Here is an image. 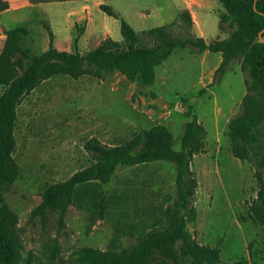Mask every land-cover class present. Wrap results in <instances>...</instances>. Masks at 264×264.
<instances>
[{"label":"rangeland","instance_id":"rangeland-1","mask_svg":"<svg viewBox=\"0 0 264 264\" xmlns=\"http://www.w3.org/2000/svg\"><path fill=\"white\" fill-rule=\"evenodd\" d=\"M6 1L13 9L0 14V51L4 32L17 26L28 29L21 44L31 53L47 50V29L56 33L53 44L69 51L72 37L78 36L81 53L107 37L121 40L119 19L98 10L68 18L60 4L27 9L28 0ZM102 1L136 32L172 24L177 33L183 10L190 13L193 32L206 41L225 39L230 32L226 26L220 31L219 15L225 10L214 0H181L182 7L178 0ZM108 18L116 23V30ZM255 41L254 36L246 40L248 44ZM189 50L173 53L159 66L150 87L139 88L117 72L102 80L57 75L22 99L13 153L19 173L3 193L16 216L12 230L20 246V264H84L78 260L84 248L120 251L135 244L154 222L163 219L164 209L174 199L172 163L118 167L108 184L79 188L64 216L63 229L56 211L37 216L32 211L46 187L92 163L83 149L91 137L111 145L140 129L163 125L173 133V148L178 150L183 125L191 114L206 135L204 151L191 162L198 185L196 218L187 230L198 244L220 250L218 264H264V225L252 222L248 213L257 191L254 168L231 155L227 137L229 121L241 112L249 76L237 69L239 61L234 60L221 81L208 87L213 65H219L218 54L212 53L209 61ZM2 90L0 86V94ZM262 142L264 146V133Z\"/></svg>","mask_w":264,"mask_h":264},{"label":"trees","instance_id":"trees-1","mask_svg":"<svg viewBox=\"0 0 264 264\" xmlns=\"http://www.w3.org/2000/svg\"><path fill=\"white\" fill-rule=\"evenodd\" d=\"M28 1L30 4H44L71 0ZM214 1L225 10L219 15L220 31L223 32L225 26L230 30L225 39L217 37L206 41L198 37L192 30L188 10L179 15L177 33L172 30V24L136 32L105 4H100L99 10L108 17L119 19L121 40L107 37L94 49L83 53L78 50L76 35L72 37L70 51L58 50L53 46L52 31L47 29V50L31 53L21 44L29 35L26 27L17 26L4 32L0 51V86L3 87L0 94L1 264H20L22 261L20 246L12 230L16 216L3 196L4 190L19 173L13 153L17 108L22 99L57 75L102 80L117 72L139 88L150 87L155 84L157 67L173 53L190 48L199 54L208 51L221 55L208 87L221 81L233 60H238L240 71L249 76L250 81L245 82L246 93L241 99V112L229 121L227 137L231 155L249 162L254 168L257 191L248 213L252 222L264 225V0ZM8 9V2L0 0V14ZM251 36L256 41L248 44L246 40ZM189 117L183 125L178 150L173 148V133L163 125L140 129L117 144H105L91 137L83 144V149L92 163L65 181L46 187L32 216L54 210L58 214L59 229H63L64 216L79 188L108 184L118 167L169 162L175 168V192L172 203L164 209L163 219L154 222L151 229L129 248L120 251L84 248L79 251L78 260L84 264H218L220 250L198 244L187 230V224L196 218L194 196L198 185L191 162L195 155L204 151L206 135L196 115Z\"/></svg>","mask_w":264,"mask_h":264},{"label":"crops","instance_id":"crops-1","mask_svg":"<svg viewBox=\"0 0 264 264\" xmlns=\"http://www.w3.org/2000/svg\"><path fill=\"white\" fill-rule=\"evenodd\" d=\"M178 1L180 3V6L182 7L183 4H182L181 0H178ZM192 1L196 3V0H192ZM201 1H203V0H201ZM51 3H56V4H60V5L64 6V11L63 12L65 13L66 17L69 18V17H71L72 15H75V14H79L80 15V14L87 13L89 15L94 10H98V12H101L99 10V5L100 4H103V1L102 0H78V1L71 0V1L51 2ZM44 4H48V3H44ZM42 5L43 4H30V3H28L27 9H36V8L42 6ZM11 9H13V8H12V5L10 4L9 5V9L7 11L3 12V13L9 12ZM141 15H143V14H141ZM109 18H108V20L110 21V25H112L113 28L115 27L114 30H116V23L113 20L109 19ZM97 29H99V31H102L101 28H97ZM141 31H143V30H141ZM138 32H140V31H138ZM54 34H56V33L54 32ZM200 36L202 37V34ZM112 38H114V37H112ZM114 40H115V38H114ZM59 45L60 44H58L56 42L53 44V46L56 49H58V50L69 51L65 47L64 48L59 47ZM211 54L212 53H210L208 51H205V52H203L201 54V57L203 59L208 58L209 61H211L212 60ZM214 54H218V58H216V61L218 59V63H220V61H221V55L219 53H214ZM231 62L234 63V60L231 61ZM213 67H214V69H216L215 65H213ZM235 68H237V67H235ZM237 69H240L239 64H238V68ZM115 93L118 94L119 92L115 91Z\"/></svg>","mask_w":264,"mask_h":264},{"label":"built area","instance_id":"built-area-1","mask_svg":"<svg viewBox=\"0 0 264 264\" xmlns=\"http://www.w3.org/2000/svg\"><path fill=\"white\" fill-rule=\"evenodd\" d=\"M135 1V0H134Z\"/></svg>","mask_w":264,"mask_h":264}]
</instances>
